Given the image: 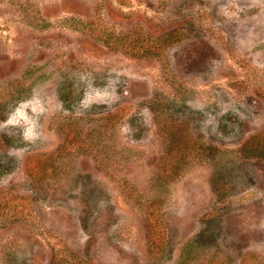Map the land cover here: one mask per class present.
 <instances>
[{
	"label": "rangeland",
	"instance_id": "1",
	"mask_svg": "<svg viewBox=\"0 0 264 264\" xmlns=\"http://www.w3.org/2000/svg\"><path fill=\"white\" fill-rule=\"evenodd\" d=\"M52 262L264 264V0H0V264Z\"/></svg>",
	"mask_w": 264,
	"mask_h": 264
},
{
	"label": "trees",
	"instance_id": "2",
	"mask_svg": "<svg viewBox=\"0 0 264 264\" xmlns=\"http://www.w3.org/2000/svg\"><path fill=\"white\" fill-rule=\"evenodd\" d=\"M149 215H150V214H149ZM52 264H55V263L52 262ZM69 264H70V263H69Z\"/></svg>",
	"mask_w": 264,
	"mask_h": 264
}]
</instances>
